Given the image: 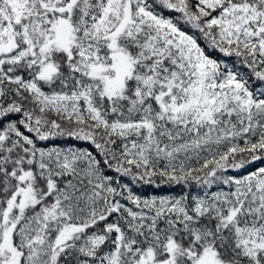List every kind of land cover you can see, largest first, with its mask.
<instances>
[{
	"label": "snow or ice",
	"instance_id": "6c2138e0",
	"mask_svg": "<svg viewBox=\"0 0 264 264\" xmlns=\"http://www.w3.org/2000/svg\"><path fill=\"white\" fill-rule=\"evenodd\" d=\"M0 264H264V0H0Z\"/></svg>",
	"mask_w": 264,
	"mask_h": 264
}]
</instances>
